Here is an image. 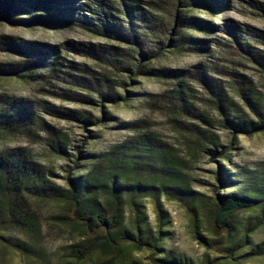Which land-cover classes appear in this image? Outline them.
Listing matches in <instances>:
<instances>
[{
    "label": "rangeland",
    "instance_id": "obj_1",
    "mask_svg": "<svg viewBox=\"0 0 264 264\" xmlns=\"http://www.w3.org/2000/svg\"><path fill=\"white\" fill-rule=\"evenodd\" d=\"M102 1L115 8L113 13L121 9L119 0ZM137 1L148 15L159 18L158 32L153 43L146 42L148 57L143 59L133 41L109 37L76 21L26 26L0 21V37L56 48L61 63L53 71L49 64L39 65V61L49 62L51 56L0 46V68L23 70L25 63L30 68L18 72L20 75L0 73V106L25 101L35 118L25 129L3 133L0 152L23 149L42 166L48 185L60 194L48 201L30 200L37 222L35 234L17 226L0 234V264H124L111 262V256L100 251L82 261L72 255L71 246L87 235L79 224L66 219L62 195L85 183L90 173L98 175L106 170L108 152L116 156L123 146L143 136L171 150L177 185L188 192L182 197L186 202H181L176 191H158L164 213L161 225L151 172L129 174V179L122 175L115 182L125 192V228L132 230V211L123 187L141 186L136 192L147 219L144 228L153 239H161L154 258L189 264H264V216L259 211L239 216L233 239L238 248L234 247L230 258H221L228 254L204 244L215 237L206 213L217 195L236 192L238 186L243 188L264 173V131L233 139L225 127L229 115L245 120L264 115V0H217L220 5L212 10L189 6L187 0ZM81 3L100 10L93 0H72L53 12L69 11ZM86 10L88 18L96 17ZM185 18L195 23H183ZM200 21L210 24L208 31L196 25ZM169 37L176 39L173 45ZM159 42L164 45L165 56L153 58ZM141 60L150 70L178 73L168 77L134 75V67ZM202 73H207L208 82L216 86L212 91L221 97L223 109L212 102ZM181 82L190 86L195 96L191 115H181L169 107V99ZM103 95L113 100H104ZM86 119L92 120L88 130L83 123ZM198 127L214 135L217 147L209 145V151L196 152L186 143L183 137H190L189 130ZM144 162L152 166L148 159ZM232 179L238 182L231 183ZM112 183L109 179L108 184ZM100 200L104 201L103 196ZM187 205L197 211L199 239ZM249 226L253 230L245 238ZM20 244L28 246L26 255L15 247ZM134 256L140 264L153 262L149 250Z\"/></svg>",
    "mask_w": 264,
    "mask_h": 264
},
{
    "label": "trees",
    "instance_id": "obj_2",
    "mask_svg": "<svg viewBox=\"0 0 264 264\" xmlns=\"http://www.w3.org/2000/svg\"><path fill=\"white\" fill-rule=\"evenodd\" d=\"M72 0H0V21H6L12 25H32L43 24L53 25L76 21L88 28H93L95 32L107 35L109 37L123 40L124 42L133 41L140 52V57H148L145 53L146 42L153 43V38L158 32V17L148 15L137 0H119L121 9H116L117 13L112 11L113 6L106 5L102 0H93L98 4L99 11L92 10V7L81 3L77 8H70L69 11L53 12L59 5H66ZM81 0H75L79 3ZM189 6H202L206 10H212L220 4L217 0H187ZM221 1V0H218ZM104 8L109 11L104 12ZM89 9L95 18H88L84 11ZM118 10V11H117ZM118 14V15H117ZM123 16L124 18H121ZM192 18L183 19V23L192 22ZM96 21V23H95ZM194 22V21H193ZM192 22V23H193ZM195 23V22H194ZM202 23V24H201ZM197 26L209 30L206 22L200 21ZM213 30V29H212ZM174 30L169 33L172 36ZM194 41V40H192ZM176 39L169 37V44L173 45ZM157 51L153 52V58L165 56L163 43H157ZM0 46L10 50L33 51L39 52L43 56H51L49 62L39 61V65L53 67L56 71L60 66V53L55 48L50 50L46 46H36L35 44L18 43L15 39L5 36L0 37ZM248 48H250L248 46ZM117 56V55H115ZM133 58V56H131ZM114 61L120 64V60L114 58ZM143 60L135 65L134 75L143 74L145 76H171L173 73L169 70H150L143 65ZM23 70H13L0 68L3 74H18L25 69H30L25 63ZM20 72V73H18ZM207 72V70H205ZM203 81L211 90L214 100L219 108L223 109L221 97L217 96L212 89L216 86L210 84L207 80V73H202ZM129 91V89H125ZM104 100H113V97L102 96ZM193 90L186 83L181 82L173 95L169 99V107L181 112V115L193 114L194 107ZM3 103V101H1ZM80 121L82 119L74 117ZM35 121L34 113L28 107L25 101H15L11 105L0 106V139L6 132H18L27 128ZM91 119L83 121L85 129ZM226 128L231 131L233 139L238 135H252L264 131V115L258 114L256 120H245L240 116L229 115L226 119ZM190 137H183L186 143L196 152L209 151V145H216V138L206 129L198 127L189 130ZM64 144V142H61ZM212 156L217 152H211ZM144 159L151 161V167L147 166ZM106 170L100 174L90 173L85 183L74 185L64 197L65 209L67 210L66 219L71 224H79L86 238L79 244L71 246L72 255L79 261L93 255L97 251L110 255L112 260H119L124 264H140L135 259V254L149 250L152 252V264H189L183 260L177 259H157L153 255L159 250L158 242L160 238L153 239L150 237L148 229L144 228L146 215L142 212V204L137 197V190L141 186L124 185L127 189V202L131 206L132 230L125 228V213L123 194L125 193L120 187L116 186L115 180L122 175L129 179V174L139 175L141 171L151 172V180L156 184L152 190L157 191L154 194L156 198V209L158 220L163 223V208L160 203V194L163 191L169 194L170 191H176L177 198L181 202H186L182 197L188 191L177 185L176 161L169 148H163L154 139L141 137L131 141L127 146H123L117 151V155L106 154ZM120 175H116L119 174ZM237 176V175H235ZM112 179V185L108 180ZM231 183L238 182L230 180ZM159 187H155V186ZM135 190V191H134ZM60 194H55L53 187L48 185L45 172L41 165L30 159L23 149H6L0 152V234L10 227L17 226L20 230L32 235L37 232V222L35 215L31 210L30 200L48 201L56 199ZM103 196L104 201L100 200ZM188 206L193 223V232L199 239L198 226L199 220L195 208ZM253 210L261 212L264 216V173L256 177L253 183L246 184L243 188L238 186L237 191L223 196L217 195L216 200L206 213V222L210 232L215 236L204 244L211 250H217L221 253L228 254L221 258H230L235 252L234 240L237 232L238 218L243 213H249ZM256 227V226H255ZM253 228L249 226L245 233V238H249ZM20 253L26 255L28 246L15 245ZM238 248V247H235ZM260 248V247H259ZM230 255V256H229Z\"/></svg>",
    "mask_w": 264,
    "mask_h": 264
}]
</instances>
